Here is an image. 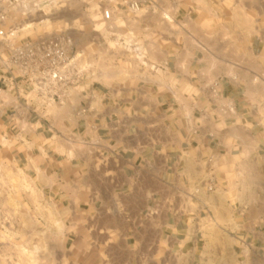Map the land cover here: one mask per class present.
I'll list each match as a JSON object with an SVG mask.
<instances>
[{
	"label": "crops",
	"instance_id": "1",
	"mask_svg": "<svg viewBox=\"0 0 264 264\" xmlns=\"http://www.w3.org/2000/svg\"><path fill=\"white\" fill-rule=\"evenodd\" d=\"M110 6L129 42L104 43L99 76L90 67L58 102L7 68L24 42L1 43L0 167L42 201L23 219L22 264H264V0ZM155 22L161 40L144 46ZM239 177L242 231L227 219ZM15 259L7 242L0 264Z\"/></svg>",
	"mask_w": 264,
	"mask_h": 264
},
{
	"label": "rangeland",
	"instance_id": "2",
	"mask_svg": "<svg viewBox=\"0 0 264 264\" xmlns=\"http://www.w3.org/2000/svg\"><path fill=\"white\" fill-rule=\"evenodd\" d=\"M114 0H6L4 11L6 17L1 26L10 29L8 41L10 45L21 44L20 42H37L40 39H62L70 55L79 57L83 65L92 67L95 75L102 71L105 51L107 46H118L128 41L126 35L127 20H116L110 3ZM130 7L136 8L135 1ZM137 9V8H136ZM110 10L111 18L105 19L103 12ZM155 22V25L142 26V43L144 46L151 42L161 40L162 35L156 33V29H165V23ZM121 29V37L109 35ZM124 36V37H123ZM0 42V51L1 44ZM4 44V43H3ZM148 53V50H146ZM239 186L235 188L236 194L231 195L230 201L233 206L227 219L240 231L248 229L250 216L246 208L248 195L242 185L241 177L238 178ZM214 186V184H213ZM215 189V186L213 190ZM212 191V190H210ZM41 196L33 187V184L23 176L21 170L14 173V179H8L0 167V220L14 219V227H10L11 233H0V248L7 242L15 244L16 264H22V232L28 229L23 226V219L38 218ZM29 204L36 210H29ZM64 219H65V213ZM55 218V212L48 211L47 218ZM70 217V216H69ZM7 229V228H6ZM55 233L54 225L48 227ZM241 234V232H240ZM214 247V244H209ZM237 250L241 249L239 245ZM224 264H231L230 258L223 260Z\"/></svg>",
	"mask_w": 264,
	"mask_h": 264
},
{
	"label": "built area",
	"instance_id": "3",
	"mask_svg": "<svg viewBox=\"0 0 264 264\" xmlns=\"http://www.w3.org/2000/svg\"><path fill=\"white\" fill-rule=\"evenodd\" d=\"M4 1L0 0V42L8 41L12 28L3 26L6 17ZM105 19L111 18L110 10L103 12ZM7 68H18L31 87V91L43 104L58 102L68 93L69 88L79 84L89 70L79 57L70 55L62 39H40L37 42L26 41L12 48ZM213 184L207 186L213 190Z\"/></svg>",
	"mask_w": 264,
	"mask_h": 264
},
{
	"label": "bare ground",
	"instance_id": "4",
	"mask_svg": "<svg viewBox=\"0 0 264 264\" xmlns=\"http://www.w3.org/2000/svg\"><path fill=\"white\" fill-rule=\"evenodd\" d=\"M137 8V7H136ZM134 9V8H133Z\"/></svg>",
	"mask_w": 264,
	"mask_h": 264
}]
</instances>
